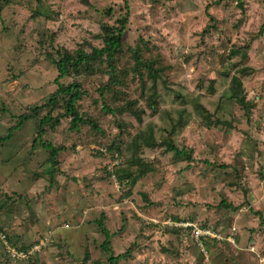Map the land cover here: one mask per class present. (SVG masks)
<instances>
[{
  "label": "rangeland",
  "instance_id": "1",
  "mask_svg": "<svg viewBox=\"0 0 264 264\" xmlns=\"http://www.w3.org/2000/svg\"><path fill=\"white\" fill-rule=\"evenodd\" d=\"M216 1L0 3V138L56 94L61 55L101 50L125 22L110 62L59 81L81 85L76 109L98 130H71L58 96L0 142V234L27 247L51 233L28 262L0 244V264H110L101 216L113 255L127 252L118 264H264V226L234 248L264 213V0ZM49 114L42 139L64 148L55 166L36 138ZM170 133L189 158L166 150ZM189 223L212 233L206 255Z\"/></svg>",
  "mask_w": 264,
  "mask_h": 264
},
{
  "label": "trees",
  "instance_id": "2",
  "mask_svg": "<svg viewBox=\"0 0 264 264\" xmlns=\"http://www.w3.org/2000/svg\"><path fill=\"white\" fill-rule=\"evenodd\" d=\"M3 1L4 0H0V3H4ZM221 2H222V0H218L214 3V5H219ZM125 8H127L126 4H125ZM211 18H213V17L211 16ZM212 22H215V19L212 20ZM116 31H117L116 35L114 33V35L111 34V35H108L104 38V41H103L104 46L102 47L101 50H92L93 51L92 53H86L83 50H77L73 54H70L69 52H65L63 55H61L59 60L55 61V66H56L57 71H58V76L54 81V83L57 86L56 94L53 95L52 97H49L47 102H45L44 105H42L40 107H35L32 110V113H30L28 115H20L18 117L19 120H18L17 124L8 130L6 137L0 138V142L3 143L6 141H9L11 139V137H13V133L16 130H18L19 128H21V126L24 122L33 118V114L34 115L37 114L42 108L51 109L54 106H56L58 103V99H57L58 96L68 97V100L64 103V107H65L66 115L72 117V120H71V129L72 130H78L79 124H87V123L89 125L93 126L95 130H98L97 125L91 119H83V117L78 113V111L76 109V103L78 101H80L85 94L81 88V85L78 82H74V83L69 84L67 86H63L59 81L69 74V68L71 70H73V72L77 73L81 67H84L86 69V68H88V66L90 64H93L94 62H96V60H102L99 58H102V56H104V55H105L106 60L110 62L114 56L115 49L119 46V43L121 42V39L123 37V33L125 31V22L122 24V27L120 29H117ZM152 78L156 80L157 74H153ZM112 82H115L114 79L112 80ZM234 82H236V79L234 80ZM103 89H108V85H106ZM111 114H113V112ZM136 119L138 121H141V117L138 114L136 115ZM47 120L48 121L51 120L50 114L47 115V117H45L41 121H39V124L37 127L36 138L42 143L43 148L49 152L50 161H51L52 165L55 166V165H57V161L55 160V158L59 154V152L62 151V148H56L52 144L47 143L42 139L41 128H43V126L47 123ZM140 137L145 139L143 134H141ZM172 137H173V134L170 133L168 135V138H167L168 140L163 141L165 145L167 144L166 150L169 152H172L174 154V156H176L178 158H183V159L189 158L188 154L185 150L178 149L175 146V144L172 141ZM148 139L151 141L154 140L152 135H149ZM150 146H154V145H150ZM49 174H52L51 171L49 172ZM131 175H132V173H130V175H128L127 178L131 177ZM141 175H145V174H143V172H142L140 175L136 176L133 179L132 184H134L135 181L141 177ZM223 205L227 207V205H225L224 203H223ZM229 208H231L233 211L237 210V207H229ZM257 214L260 216V213H257ZM104 220H105V217L101 216V218L99 220V226L101 228V232L105 236V241L101 245V249L107 254L108 262L110 264H118V262L121 259H125L127 257V252L124 254H121V255H117V256L113 255L112 251L110 250V246H109L110 233L108 232V230L105 227H103ZM263 223H264V219L260 218V225ZM198 227L203 228L201 226H198ZM6 238H7V235H6ZM15 249H17L19 251L27 252V251H29L30 247H28V248H26V247H19V248L15 247ZM31 259H32V257L25 260V261H30Z\"/></svg>",
  "mask_w": 264,
  "mask_h": 264
},
{
  "label": "built area",
  "instance_id": "3",
  "mask_svg": "<svg viewBox=\"0 0 264 264\" xmlns=\"http://www.w3.org/2000/svg\"><path fill=\"white\" fill-rule=\"evenodd\" d=\"M185 228H191V238L197 242V244L200 246L201 251L206 255V250H204L202 239H208L212 238V233L205 228H200L197 225L194 224H183ZM5 234H0V240L6 245V254L8 255V258L13 261H19V260H27L29 258H33L34 255L40 253L41 249L45 246L43 242H40L37 245H33L30 247L29 251L23 252L19 251L15 248L7 246V240H6ZM206 244V242H204Z\"/></svg>",
  "mask_w": 264,
  "mask_h": 264
},
{
  "label": "crops",
  "instance_id": "4",
  "mask_svg": "<svg viewBox=\"0 0 264 264\" xmlns=\"http://www.w3.org/2000/svg\"><path fill=\"white\" fill-rule=\"evenodd\" d=\"M57 78V77H56ZM41 121V120H40ZM58 121V120H57ZM25 123V122H24ZM45 126V125H44ZM43 126V127H44ZM38 127V126H37ZM79 128V127H78ZM41 130H42V133H43V128H41ZM72 130V129H71ZM74 131H78V130H74ZM43 147V146H42ZM59 148H61V147H59ZM64 150V148H62V151ZM62 151H60L59 152V154L62 152ZM58 154V155H59ZM58 155L56 156V158H55V160L57 161V157H58ZM51 162V161H50ZM52 164V163H51ZM255 212V214L257 215V219H254V220H256V221H254L253 220V222L251 223V227H249L250 229H255V232L252 234V236L253 237H251V236H248V238H247V241H246V243L244 244V246L243 247H239V245L237 244V241H239V239L238 238H235V241H234V245L236 246V247H234L235 249L237 248V249H241V248H245L247 245H249V244H251V240H253L254 242L256 241V239L254 238V235H255V233L257 232H259V230H262V229H259V228H262L263 226H264V223L263 224H261L260 225V218L261 219H264V213L262 214L261 212H259V211H254ZM257 213H260V216L257 214ZM189 224H191V223H189ZM195 225V224H194ZM176 226H178V225H176ZM181 226H183V224L181 225ZM250 226V225H249ZM260 226V227H259ZM191 229V228H190ZM233 231H235L234 229H231V232H233ZM5 232V231H4ZM4 232H1L2 234L4 233ZM128 232H129V225L126 223V225H125V230H124V235L123 236H127L128 235ZM5 234V233H4ZM190 234H191V231H190ZM248 234V233H247ZM50 236H51V233H50V235L48 234V235H46V237H43V238H39V239H37L36 241H34L31 245H29V246H27L26 248H28V247H32L33 245H37V244H39L40 242H43L44 244H45V246H47L48 244H49V241H50ZM7 240V239H6ZM259 241H260V244L258 243V244H255L254 243V245H255V255H260L261 256V252H259V251H257L256 250V248H259V247H261V245H263L264 244V242H263V240L261 239V238H259ZM0 244H1V246H2V248H3V252H4V254H6V245L3 243V242H1L0 241ZM7 246H9V247H12V248H15V247H17V246H15L14 244H12V243H8L7 242ZM19 248V247H18ZM231 249L232 251H235V249ZM7 255V254H6ZM6 257H8V255L6 256ZM9 259V258H8ZM185 259H186V257H185ZM10 260V259H9ZM12 262H16V261H13V260H11ZM19 262H28V261H25V260H19ZM184 264V263H183Z\"/></svg>",
  "mask_w": 264,
  "mask_h": 264
},
{
  "label": "water",
  "instance_id": "5",
  "mask_svg": "<svg viewBox=\"0 0 264 264\" xmlns=\"http://www.w3.org/2000/svg\"><path fill=\"white\" fill-rule=\"evenodd\" d=\"M241 9H242V7L241 6H239Z\"/></svg>",
  "mask_w": 264,
  "mask_h": 264
}]
</instances>
